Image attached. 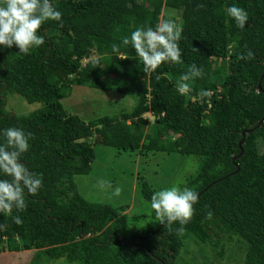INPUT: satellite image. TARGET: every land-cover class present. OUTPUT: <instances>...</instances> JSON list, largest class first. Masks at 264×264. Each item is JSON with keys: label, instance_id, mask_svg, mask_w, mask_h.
Returning a JSON list of instances; mask_svg holds the SVG:
<instances>
[{"label": "trees", "instance_id": "obj_1", "mask_svg": "<svg viewBox=\"0 0 264 264\" xmlns=\"http://www.w3.org/2000/svg\"><path fill=\"white\" fill-rule=\"evenodd\" d=\"M54 4L61 20L42 23L43 45L28 54L0 46V129L32 133L20 162L42 176V187L25 195L23 211L0 214V253L36 250L31 264H40V257L75 264H233L235 258L264 264V121L258 126L264 116V0ZM233 4L248 13L244 29L225 14ZM164 7L179 17L161 16ZM167 19L181 29L180 60L146 72L131 45L120 41L137 27L154 28ZM191 65L201 75L181 80ZM181 84L188 85L184 94L177 91ZM75 85L115 91L135 103L88 120L62 102ZM11 92L43 106L11 112ZM98 147L166 154L164 163L181 156L185 164L196 156L198 169L181 181L198 193L190 220L161 224L151 208L125 213V193L114 203L88 200L76 176L90 174ZM166 187L138 175V194L149 207L151 194ZM17 215L19 225L12 220ZM188 239L193 242L183 250ZM194 248L205 256L192 261Z\"/></svg>", "mask_w": 264, "mask_h": 264}, {"label": "clouds", "instance_id": "obj_2", "mask_svg": "<svg viewBox=\"0 0 264 264\" xmlns=\"http://www.w3.org/2000/svg\"><path fill=\"white\" fill-rule=\"evenodd\" d=\"M225 14L232 18L236 26L244 29L248 21L245 9L229 5ZM62 13L54 4V0H0V46H15L18 52L28 54L30 49L44 44V36L38 29L47 20L60 21ZM181 29L172 19L159 22L155 27H137L124 37L120 44L131 45L136 56L143 62L144 70L155 71L162 62H179ZM114 52L119 48L112 45ZM252 58L253 53H246ZM201 69L196 65L189 67V73L182 75L181 80L198 78ZM177 91L184 94L187 84H181ZM32 133L17 127L0 129V175L8 179H0V214H8L15 208L18 212L26 208L25 195L35 194L42 187V176L29 170L21 163L22 155L29 150ZM120 188L114 194H120ZM198 202V193L187 187L173 184L170 187L154 191L150 197V208L161 224L178 222L186 224L194 212ZM17 225L23 221L19 215L12 218ZM182 230V228H181Z\"/></svg>", "mask_w": 264, "mask_h": 264}, {"label": "rangeland", "instance_id": "obj_3", "mask_svg": "<svg viewBox=\"0 0 264 264\" xmlns=\"http://www.w3.org/2000/svg\"><path fill=\"white\" fill-rule=\"evenodd\" d=\"M163 15H165L164 18H169L170 16L179 17L177 11L167 7L163 8L161 16ZM62 102L68 110L90 120L98 116L114 115L129 110L134 105L135 99L127 96L123 97L115 91H102L91 87L75 85L71 94L63 98ZM7 104V109L9 108L11 112L17 114H28L43 106L42 102L31 103L21 95L12 92L7 95ZM145 115L149 118V123H151L153 118L149 113ZM96 151L97 156L91 164L92 170L90 174L76 176V182L79 184L81 193L88 200H106L111 203L117 202V198L122 197L125 193V198H128L129 205L123 211L130 215H132L136 207L139 212L141 210L144 211V208L146 210L150 209L148 203L142 201L138 194V175L145 173L151 181L155 183L162 182L167 187L173 184L182 186L181 181L185 182L184 178L194 173L199 165L196 156L187 157L190 161L185 160L187 161L185 164H180L182 163L181 156H178L177 159L172 158L170 161L164 163L168 155L161 153L142 155L138 152H132L128 154L127 152L121 153L114 148L107 149L103 147L96 148ZM157 163H163L162 172L159 171ZM172 168H175L177 171V173L175 172V176L170 178H163L161 176H166L169 170L172 171ZM145 169L147 171H144ZM116 187H119L121 190L118 196L114 194ZM191 242H193L192 239H188L183 250L188 249ZM198 246L201 248L200 245ZM231 248L236 249V246H232ZM35 252L36 250L0 253V264H31L32 260L37 257ZM199 253L198 248H194V250L190 251L189 258L194 261L198 260L201 255L205 256V254ZM39 260L40 264H75L67 263L65 259L46 262L44 257H40ZM233 261V264H243L237 258L233 259ZM219 263L230 264L232 262L221 260ZM194 264H197V261H194Z\"/></svg>", "mask_w": 264, "mask_h": 264}, {"label": "water", "instance_id": "obj_4", "mask_svg": "<svg viewBox=\"0 0 264 264\" xmlns=\"http://www.w3.org/2000/svg\"><path fill=\"white\" fill-rule=\"evenodd\" d=\"M264 121V116L262 117V119L259 121L258 126ZM254 129V128H253ZM251 130L247 129L245 131H243V136L247 133H249ZM242 142V141H241ZM241 142L239 143V146H241Z\"/></svg>", "mask_w": 264, "mask_h": 264}]
</instances>
